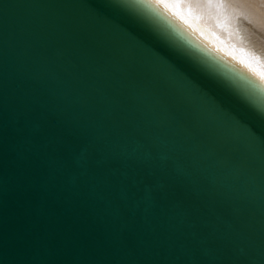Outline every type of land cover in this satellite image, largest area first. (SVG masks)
I'll return each mask as SVG.
<instances>
[{"label":"water","instance_id":"1","mask_svg":"<svg viewBox=\"0 0 264 264\" xmlns=\"http://www.w3.org/2000/svg\"><path fill=\"white\" fill-rule=\"evenodd\" d=\"M0 264H264V79L157 0H0Z\"/></svg>","mask_w":264,"mask_h":264},{"label":"bare ground","instance_id":"2","mask_svg":"<svg viewBox=\"0 0 264 264\" xmlns=\"http://www.w3.org/2000/svg\"><path fill=\"white\" fill-rule=\"evenodd\" d=\"M264 79V0H157Z\"/></svg>","mask_w":264,"mask_h":264},{"label":"snow or ice","instance_id":"3","mask_svg":"<svg viewBox=\"0 0 264 264\" xmlns=\"http://www.w3.org/2000/svg\"><path fill=\"white\" fill-rule=\"evenodd\" d=\"M166 8L169 7L167 4L164 5ZM175 14V13H174Z\"/></svg>","mask_w":264,"mask_h":264}]
</instances>
